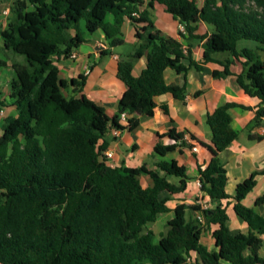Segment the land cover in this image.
Masks as SVG:
<instances>
[{
    "label": "trees",
    "instance_id": "16d2710c",
    "mask_svg": "<svg viewBox=\"0 0 264 264\" xmlns=\"http://www.w3.org/2000/svg\"><path fill=\"white\" fill-rule=\"evenodd\" d=\"M154 3L162 4L182 24L181 37L203 40L202 61L182 62L189 49L160 34L147 10ZM8 15L0 37L2 48L13 55L8 97L16 115L6 116L1 125L0 264H264L257 253L264 216L242 203L264 169L235 187L233 210L247 224V234L229 232L227 210L221 205L229 196L218 155L238 136L229 109L244 105L225 102L207 114L212 138L210 144L201 145L210 158L197 170L200 189L215 206L177 204L165 223L166 232L157 240L152 230L142 233V229L158 214L170 211L162 193L185 190L189 176L184 167L174 159L157 162L155 168L145 163L112 166L104 155L108 132L137 127L138 117L129 114L152 116L154 97L162 93L184 99L185 87L165 83L166 68L177 73L202 71L217 52L244 59L237 81L247 95L259 99L252 120L259 125L264 118V60L257 51L264 49V0H204L201 6L195 0H13ZM125 19L134 26L139 43L117 64L116 76L126 89L117 113L109 117L100 104L75 96L84 87L85 75L60 78L52 58L69 57L85 42L84 34L96 30L108 42L101 54L108 55L111 47L123 43ZM198 21L213 31L194 34ZM241 39L255 41L257 48L238 50ZM145 51L146 66L134 76L133 59ZM229 62L224 64V75L229 74ZM6 65L0 58V69ZM1 96L0 89V110L6 106ZM121 113L127 114L125 123ZM161 136L183 145V134L174 128ZM177 145L156 143L154 151L165 155ZM141 175H148L151 184L144 187ZM168 176L178 182H170ZM254 203L264 205V193ZM186 210L198 212L202 220L187 219ZM210 224L217 225L211 231L215 245L211 250L200 242Z\"/></svg>",
    "mask_w": 264,
    "mask_h": 264
},
{
    "label": "crops",
    "instance_id": "0c3cea01",
    "mask_svg": "<svg viewBox=\"0 0 264 264\" xmlns=\"http://www.w3.org/2000/svg\"><path fill=\"white\" fill-rule=\"evenodd\" d=\"M195 1L198 6L204 2V0ZM3 3L4 1L0 0V5ZM141 8L143 9L145 6ZM147 10L162 36L177 39L181 42L184 50L189 49L188 56L182 60L185 65H188L189 59L196 62L202 61L201 44L203 40L200 38L186 40L181 37L179 31L182 24L166 12L162 4L154 3L153 7ZM5 12L8 13L9 8ZM212 31L211 25L203 21L196 22L194 34L198 36L209 35ZM134 32L135 29L130 20L125 19L120 36L123 43L111 47L108 55L101 54L102 49H108V42L104 39L103 34L96 30L92 34H84L85 42L72 49L70 53L74 57L69 55L66 58H52L59 68L60 78L68 80L77 77L79 74L85 75L84 87L76 97L86 96L100 104L109 117L117 113L120 97L126 89L123 81L116 76V71L118 62L127 58L139 43ZM72 35L73 32L69 31V36ZM82 44H85L86 47L81 51L77 50ZM127 45L132 49L122 51L121 48ZM236 48L238 50L243 48L256 49L257 43L253 40L241 39L237 42ZM146 53L147 51L139 58L133 59L132 74L134 76L139 75L146 66ZM257 53L264 60V49L258 50ZM212 57L215 60L205 63L202 71L188 69L186 72L177 73L171 68H166L163 71L165 83L176 88L185 87L184 99H178L169 92L157 95L154 97L156 107L152 116L133 114L138 117L139 121L135 129L131 132L120 131L118 134L110 131L105 136L106 151L113 154V157L108 160L112 166L124 164L137 167L145 163L149 168H155L157 162L174 159L180 166L184 167L189 176L184 191L174 194L166 192L161 194L162 198H168L166 204L170 211L166 212L160 221L157 232L159 238L166 232L165 223L173 216L172 209L177 204H196L201 208H213L215 206L208 195L200 189L197 168L198 165H205L210 158L207 147L201 145V143L210 144L212 138V132L207 123V114L225 102H235L245 107L235 105L229 109L231 126L237 131L238 136L218 155L219 161L226 171L227 184L225 190L229 196L227 199L221 200V205L225 206L227 210L226 225L230 233L247 234L249 232L247 224L233 210L235 202L233 196L237 183L246 180L252 172H261L264 169V118L259 125H253L252 120L259 99L247 95L237 81V75L243 70L242 61L244 59H235L229 52H217ZM226 61H230L227 66L228 75L223 74ZM6 62V67L0 69V79L3 80L6 74V78H9L10 87L14 73L10 66L11 63ZM85 67H88V72H85ZM198 91L200 93L194 95ZM4 101L6 104L10 103L6 106L11 108L10 113L15 116L14 106L11 102ZM162 106L167 107V112ZM2 115L3 110L1 109L0 116ZM170 128H174L175 132L183 134V145H180V140L161 136ZM174 142L178 144L174 151L165 155H159L154 151L156 143L167 145ZM193 146L195 150L192 149ZM167 179L172 183L178 182V178L173 176H168ZM255 180V185L242 200V203L254 208L257 213L264 216V205H255L254 203L255 199L264 193V176L257 174ZM140 181L144 187L151 184L148 175H141ZM162 214L164 213L158 214L156 220ZM185 215L189 219L200 214L186 210ZM148 225L149 223L143 227L142 233L149 229L152 230ZM162 225L164 227L160 228ZM216 227L217 225L210 224L200 237V242L209 250L215 249L211 231ZM259 237L262 242L257 251L261 248L264 249V234L259 235ZM194 257L196 254L192 253V258Z\"/></svg>",
    "mask_w": 264,
    "mask_h": 264
},
{
    "label": "rangeland",
    "instance_id": "374dc122",
    "mask_svg": "<svg viewBox=\"0 0 264 264\" xmlns=\"http://www.w3.org/2000/svg\"><path fill=\"white\" fill-rule=\"evenodd\" d=\"M4 1V3L2 4V5H0V30L2 29V28H4L5 26H6V23H7V19H8V13L7 12H5L6 11V9H8L9 7H10V5H11V3H12V1L13 0H3ZM66 34L68 35L69 34V31H67L66 32ZM85 34H87V33H85ZM86 47V45L85 44H82L81 46H80V48H77V50H79V51H81V50H83L84 48ZM132 49V47H130V46H124V47H122L121 48V50L122 51H129V50H131ZM0 58H2V59H4L5 61H9L10 63H11V61H12V59H13V55L10 53V52H8V51H5L3 48H2V41H1V37H0ZM0 89H1V91H2V96H1V98H3V100H6V101H8V103L9 102H11V100H10V98L8 97L9 96V92H10V87H9V78L7 77L6 78V74H5V78L2 80V79H0ZM65 94L68 96L69 95V93L67 92V91H65ZM79 93H76V95H78ZM75 95V96H76ZM4 103H5V101H4ZM10 104V103H9ZM9 104H6L5 103V105H9ZM2 108V110H3V115L2 116H0V135H1V125H2V123H3V118H4V116L6 117V116H10L11 115V113H10V107L9 106H2L1 107ZM12 116V115H11ZM14 116V115H13ZM165 215V213L164 214H162V215H160L159 216V218L155 221V222H153V223H149V228H151L154 232L156 231V234H155V238H156V240L159 238V236H158V227H159V224H160V221L163 219V216ZM164 226L162 225V226H160V228H163ZM165 229H166V227H165ZM203 239V238H202ZM204 241V240H203ZM257 253H258V255L259 256H261V257H264V249H259L258 251H257Z\"/></svg>",
    "mask_w": 264,
    "mask_h": 264
},
{
    "label": "built area",
    "instance_id": "2783aa9c",
    "mask_svg": "<svg viewBox=\"0 0 264 264\" xmlns=\"http://www.w3.org/2000/svg\"><path fill=\"white\" fill-rule=\"evenodd\" d=\"M180 31H182V32H184V27L182 26L181 27V30ZM71 57H74L72 54L70 55ZM89 71V69H88V67H85V72H88ZM126 118H127V114L126 113H121V115H120V121L122 122V123H125L126 122ZM114 134H118L120 131L119 130H111ZM193 150H195V147L193 146V148H192ZM104 155L106 156V158L109 160V159H111L112 157H113V154H112V152H110V151H105L104 152ZM198 219L199 220H202V218H201V216H198Z\"/></svg>",
    "mask_w": 264,
    "mask_h": 264
},
{
    "label": "water",
    "instance_id": "95a60500",
    "mask_svg": "<svg viewBox=\"0 0 264 264\" xmlns=\"http://www.w3.org/2000/svg\"><path fill=\"white\" fill-rule=\"evenodd\" d=\"M91 43H93V41H90ZM133 114H129L128 117L132 116Z\"/></svg>",
    "mask_w": 264,
    "mask_h": 264
}]
</instances>
